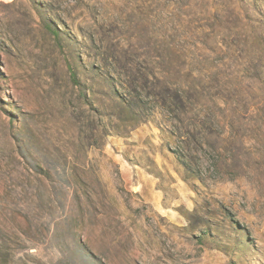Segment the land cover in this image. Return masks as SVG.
I'll use <instances>...</instances> for the list:
<instances>
[{
  "label": "rangeland",
  "instance_id": "374dc122",
  "mask_svg": "<svg viewBox=\"0 0 264 264\" xmlns=\"http://www.w3.org/2000/svg\"><path fill=\"white\" fill-rule=\"evenodd\" d=\"M0 264H264V0H0Z\"/></svg>",
  "mask_w": 264,
  "mask_h": 264
},
{
  "label": "trees",
  "instance_id": "16d2710c",
  "mask_svg": "<svg viewBox=\"0 0 264 264\" xmlns=\"http://www.w3.org/2000/svg\"><path fill=\"white\" fill-rule=\"evenodd\" d=\"M52 31H53V33L55 34V36H56L58 39H60V38H59V37H60V36H59L60 33H59V32L57 33V31L54 32V30H52ZM73 77H74V79H75L76 81H79L78 78H77V74H74ZM178 101L181 103V104H180V107H181V105H184V102H183L182 99H179ZM179 102H176V103H179ZM162 104L166 106V105L168 104V100H163Z\"/></svg>",
  "mask_w": 264,
  "mask_h": 264
}]
</instances>
